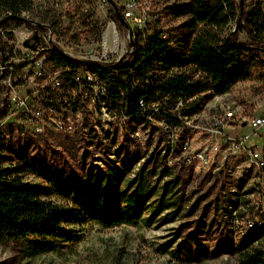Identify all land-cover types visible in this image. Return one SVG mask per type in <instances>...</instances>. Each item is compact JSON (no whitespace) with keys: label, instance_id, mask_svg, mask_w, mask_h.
<instances>
[{"label":"trees","instance_id":"1","mask_svg":"<svg viewBox=\"0 0 264 264\" xmlns=\"http://www.w3.org/2000/svg\"><path fill=\"white\" fill-rule=\"evenodd\" d=\"M253 2L242 5L237 26L247 36L244 43L236 41L234 32L225 31L231 22L236 26L240 16L236 0H187L165 8V17L182 20L176 28L156 29L125 63L114 65L108 71L87 68V72L108 77L111 88L107 104L118 114L142 124L148 122V115L155 114L146 107L155 106L161 108L167 123L177 126L178 116L195 114L211 96L225 95L236 82L248 79V65L253 60L264 67L260 62L264 24L260 6ZM31 7L25 0H0V27L12 21L13 16L29 13ZM40 15L39 24H43L44 11ZM46 20L52 27L58 26L53 17ZM21 24V21L15 23ZM163 34L168 35L166 39L161 38ZM241 57H249L248 64H240ZM49 60H56V66L66 71L77 69L76 63L56 52L49 53ZM109 73L113 76L109 77ZM69 87H76L73 80H69ZM206 93L210 94L200 103L189 102ZM179 101L182 106L171 114L169 111ZM7 108L0 112V118ZM33 147L31 136H25L12 125L1 129L0 245L27 238L61 237L71 241L73 237L63 225L81 213L73 207L72 218L65 207L69 201L81 207L84 215L107 227L137 222L151 204L153 217L167 212L173 219L181 211L183 181L167 166L168 150L151 154L133 175H130L133 167L143 158L134 155L120 158L119 149L114 152L116 160L107 158L103 163L107 169L94 165L82 173L74 170L65 175L59 169L43 170L39 157L31 154ZM238 198L240 203L245 199L241 195ZM244 203L248 205L245 200ZM195 207L196 203L190 208ZM202 228L203 224L198 222L197 232L189 238L194 240ZM259 236L260 233H251L240 239L235 248L226 241L225 249L239 253V264H264L263 250L244 251ZM194 243L182 242L178 249L190 255Z\"/></svg>","mask_w":264,"mask_h":264},{"label":"rangeland","instance_id":"2","mask_svg":"<svg viewBox=\"0 0 264 264\" xmlns=\"http://www.w3.org/2000/svg\"><path fill=\"white\" fill-rule=\"evenodd\" d=\"M186 2L187 0H155L154 4L161 10V18H164L161 21L164 30H173L182 21L165 17L164 8ZM244 2L245 0L243 4ZM43 11L31 7L29 13L23 12L20 17L39 23ZM19 27L13 23L8 26L12 30H18ZM225 31L234 32L238 43L247 40V36L235 26V22H231ZM63 51L70 55V52ZM248 62L249 57L239 59L240 64ZM248 70L250 74L248 79L236 82L225 95L211 96L195 114L180 118L188 122V125L184 124L186 127L184 131L173 129V126L167 123L165 115L160 113L161 108L148 106L146 109L154 111L155 114L148 115L146 123L133 121L112 108V111H105V118L109 120L99 122V132L93 127L94 123L91 120L90 123L86 118V109H78V117L82 118L76 124L75 135L49 132L41 136H31L34 145L31 154L39 157L41 168L45 171L59 169L65 175L74 170L82 173L94 165L107 169L103 163L107 158L116 160L114 152L117 149L120 150V158L124 156L132 158L133 155L143 158L133 167L130 173L133 175L144 159L149 158L151 154L169 150L171 142H176L179 136L188 139L189 148L186 153L183 154L181 149H178L172 155H167L170 172L180 176L183 181L181 188L184 192V201L181 203V211L173 219L167 212L153 217L151 204L137 222L113 227L104 226L87 217L83 214L82 208L73 206L71 201L68 204L65 202L67 204L65 207L72 218L73 207L78 208L81 213L78 218L71 219L63 225L64 230L73 237L71 241L61 237L27 238L1 244L0 264H239V253L228 251L224 243L231 242L235 248L240 239L251 233H260V236L244 251L252 248L264 251V229L248 232L245 227L246 218H250V211L255 210L254 198L247 197L251 205L246 206L244 203L246 199H243L241 206H238V196L241 193H230V190L242 189L243 182L240 177L245 181L254 177L252 169L244 171V167H238L236 164H240V157H233V163H222L219 155L214 159H210V156L205 168L196 160L190 163L185 160V156H194L206 146L212 147L207 135L197 127L211 120L214 115L220 114V110H227L231 101L240 108L233 110V117H242L243 112L246 120L263 112L264 67L253 60L248 65ZM18 79L17 76L14 81ZM25 84L29 85L28 80ZM208 94L210 93L197 96L189 102L194 100L198 104ZM169 112L175 114L177 109ZM102 125L106 128L102 129ZM85 126V131L89 133L91 139L85 134ZM251 131L248 125H244L235 135H248ZM254 145L263 150L264 128L246 143L248 147ZM5 156L13 157V154ZM29 179L35 180L32 177ZM260 181L264 182V179ZM227 198L229 205L223 202ZM194 203L196 207L191 209ZM234 210L235 221L229 219V214H234ZM256 213L262 217L264 224V193ZM240 215L242 217H239ZM198 222L203 224V228L195 235L196 238L191 240L189 235L197 232ZM211 222L213 226H210ZM185 241L195 242L191 245L193 251H189L192 252L190 255L178 249Z\"/></svg>","mask_w":264,"mask_h":264},{"label":"built area","instance_id":"3","mask_svg":"<svg viewBox=\"0 0 264 264\" xmlns=\"http://www.w3.org/2000/svg\"><path fill=\"white\" fill-rule=\"evenodd\" d=\"M25 1H29L33 8L44 10L43 24L21 21L20 29L12 30L8 28L9 24L15 25L20 21L12 20L0 27V112L8 107L4 117L0 118V131L12 125L29 136L49 132L75 135L76 124L82 118L78 117V109H86V118L99 131V122L109 120L105 118V111H112L107 104L111 85L108 77L87 73V67L81 62L98 63L105 68L125 63L130 53L143 46L156 29L164 30L161 27L164 19L161 18V10L154 4L155 0ZM254 4L260 6L264 24V0H254ZM48 17H53L58 26L52 27L46 20ZM34 33L35 41L30 39ZM167 36L163 34L161 38L166 39ZM27 39H30L32 47L24 45ZM54 48L70 52V59L77 62L76 71H66V68L56 66V60H49V50ZM17 76L18 81H14ZM112 76L109 73V77ZM26 80L29 85L25 84ZM69 80H76V87H69ZM181 106L179 101L175 108L178 110ZM233 110L240 108L231 101L227 110H220V114L197 127L207 135L212 147L206 146L194 156H185V160L188 163L196 160L205 168L210 156L214 159L219 155L222 163H233V157H240V164L236 165L244 167V171L252 169L254 177L246 181L240 177L243 189L230 190V193L239 192L241 197L254 196L255 210L250 211L249 218V223H254L255 219H262L256 212L264 193V182L260 181L264 179V148L248 147L246 143L264 128V110L259 112L255 121L245 120L243 112L242 117H233ZM178 119L180 124L172 125L173 129L184 131L188 122L180 120L179 116ZM244 125L252 129L251 133L236 136L235 133ZM190 127L193 128L192 125ZM103 128L106 126L102 125ZM85 134L91 139L89 133L85 131ZM188 144V139L179 136L176 142H171L168 155L178 149L186 153ZM228 199L223 202H228ZM229 219L235 221V214H229Z\"/></svg>","mask_w":264,"mask_h":264},{"label":"bare ground","instance_id":"4","mask_svg":"<svg viewBox=\"0 0 264 264\" xmlns=\"http://www.w3.org/2000/svg\"><path fill=\"white\" fill-rule=\"evenodd\" d=\"M245 3V2H244ZM17 17V16H16ZM19 18H21V17H19ZM22 19V21H27V23H30V24H32V25H42V24H39V23H37V22H31V21H28V20H25V18L23 19V18H21ZM11 20H17V19H12V17H11ZM60 51H61V53L60 52H57L55 49H52V50H49V53L50 52H56V53H58V54H61L62 56H64V57H66L67 59H69L70 61H72V62H74V63H76L77 64V62H76V60H72V59H70V55L69 54H67L66 52H64L62 49H59ZM131 54V53H130ZM260 62H262L263 64H264V53L261 55V57H260ZM94 64H97L98 65V63H94ZM102 66V65H101ZM88 69H100V70H103V71H108L109 70V68H107V69H101V68H89V67H87ZM87 73H90V72H87ZM90 74H93V73H90ZM94 76H97L96 74H93ZM73 82L76 84V80H73ZM246 120H248V121H255L256 120V116L255 117H249L248 119H246ZM247 197H250V198H254V196H246L245 197V199H246V202L248 203V205H251V202L250 201H248V198ZM253 202V201H252ZM227 205H229V202H227ZM253 205H255V204H253ZM234 214H236V211L235 212H233ZM237 217V216H236ZM245 227H246V230L248 231V232H251V231H256V230H258V229H261V230H263L264 229V224H263V221H262V219H255L254 220V223H249V218H246V221H245Z\"/></svg>","mask_w":264,"mask_h":264},{"label":"water","instance_id":"5","mask_svg":"<svg viewBox=\"0 0 264 264\" xmlns=\"http://www.w3.org/2000/svg\"><path fill=\"white\" fill-rule=\"evenodd\" d=\"M242 5H243V0H239L240 16H239V18H238V20H237V22H236V27L238 26L239 21H240V18H241ZM115 15H116V18L118 19L119 23L123 25L124 23H123L122 19L120 18V16H119L117 13H115ZM12 19H17V20L22 21L21 18L16 17V16H13ZM1 23H2V22H1ZM1 23H0V24H1ZM30 39L33 40V41H35V40H36V34L34 33L33 36H32V38H30ZM30 39H27V40L24 42V45H26V46H31V47H32L33 44H30V45H29V41H30ZM228 40H229V37H228ZM54 49H55L57 52H60V53H61V51H60L59 49H57V48H54ZM78 62H80V61H78ZM81 64H82L83 66H85V67H89V68H101V69H107V68H105V67H103V66H101V65H97V64H94V63H90V62H81ZM113 67H114V65L109 66L108 68L110 69V68H113Z\"/></svg>","mask_w":264,"mask_h":264}]
</instances>
